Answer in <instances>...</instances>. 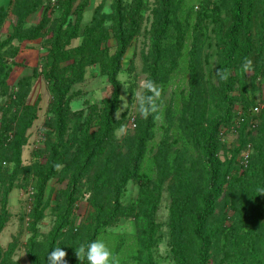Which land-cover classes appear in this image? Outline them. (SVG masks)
Listing matches in <instances>:
<instances>
[{"label": "trees", "instance_id": "16d2710c", "mask_svg": "<svg viewBox=\"0 0 264 264\" xmlns=\"http://www.w3.org/2000/svg\"><path fill=\"white\" fill-rule=\"evenodd\" d=\"M78 1L59 0L64 15L72 14L75 19L56 32L52 55L43 67L42 73L53 99V120L48 125L51 131H57V144L52 146L53 153L46 162H41L38 155L35 164L28 168V173L36 176L40 191L59 174L61 180L69 179L61 193L72 203L70 200L82 193L84 183H91L100 197L96 206L98 228L113 226L120 218L133 219L138 238L145 240L149 247H155L160 241L157 212L163 186L170 182V246L175 264H208L211 258L221 254V261L226 264H264V109L259 115L260 125L252 139L253 153L247 164L233 168L236 172L229 173L227 181L228 175L223 168L228 166L217 158L220 127L231 126L237 117L242 120L239 123L240 147L235 157L250 144V134L245 129L251 117L249 108L255 107L252 98L255 85L251 86L247 68L253 65L254 79L260 78L264 83V0H225L224 12L214 0H202L191 29L188 20L182 23L179 19L187 0H155L149 31L150 45L148 52L142 54L147 85L151 83L158 91V86L165 84L179 68L189 30L191 44L187 66L188 95L181 94L179 115L171 104L166 109V125L152 158L157 168L153 173L143 172L141 167L146 159L148 143L155 138L159 116L156 96L153 99L155 111L147 116L142 112L138 115L137 131L128 139L126 152L116 147V132L122 125V119L114 118L121 102L122 85L118 80L121 63L142 32L145 0H131L130 3L113 0L111 32L117 48L112 55L106 46L112 38L111 32L98 18L104 0L91 22L84 27L83 16L90 0H82L73 10ZM43 2L15 0L13 14L17 18V26L23 27ZM209 10L217 62L213 75L207 78L200 56L206 39L201 27ZM3 22L4 8L1 6L0 29ZM46 25L45 15L44 20L24 39L38 38ZM172 31L175 32V42L169 48ZM79 37L82 38L81 44L71 48L72 41ZM5 44L7 42L0 46V51ZM17 53L14 49L12 56ZM4 57L0 52V72H4L6 67ZM95 64L100 66L101 74L107 77L113 88L111 97L103 101L100 109L92 107L86 114L84 111L72 113L74 97L70 94L71 88L81 81L84 69ZM32 78H22L18 89L9 96L7 106L0 109V234L10 220L5 206L22 165L21 148L37 119L35 106L27 104ZM147 85L139 107L142 103L146 107V97L153 95ZM211 102L218 108L216 117L208 112ZM236 107H241L243 114L239 116ZM175 127L181 131V148L171 140V131ZM7 163L14 164L10 174L5 166ZM26 176L29 179L30 176ZM129 181L138 184V197L135 202L122 205L120 199ZM225 183L228 187L222 211L214 217ZM228 211H232V218H228ZM68 216L69 209L61 218L62 224H58L50 236L45 256L28 252L32 264H49L48 254L56 247L66 251L67 264H87L86 260L78 261L74 249L82 242L96 240L98 234L95 231L79 233L78 244L68 248L65 244L67 234L63 232L69 223ZM13 251L11 244L6 250L0 247V264H18L12 261ZM139 260L131 257L128 262L133 264Z\"/></svg>", "mask_w": 264, "mask_h": 264}, {"label": "rangeland", "instance_id": "374dc122", "mask_svg": "<svg viewBox=\"0 0 264 264\" xmlns=\"http://www.w3.org/2000/svg\"><path fill=\"white\" fill-rule=\"evenodd\" d=\"M82 0H79L73 7ZM103 0H90L83 16V27L89 24L97 7ZM131 2V0H125ZM202 0H187L179 13V19L183 23L188 20L190 29L196 21V15L200 10ZM221 6L222 12L225 10V0H214ZM15 0H1V6L4 8V22L0 29V46L7 42L0 51L5 55L6 64L4 72H0V109L7 106L9 96L18 89L19 81L24 77H32V83L27 95V104L35 106L37 119L31 129L27 132L26 142L21 148L22 165L18 176L14 178V188L7 197L5 210L10 215V220L6 228L0 234V247L6 250L11 244L14 247L12 261L18 264H32L28 257V252L45 256L46 245L50 236L62 224L61 218H64L69 209L67 227L63 232L67 234L66 245L68 248L78 244V234H84L87 231H95L98 234L97 239H102L113 255L117 257L118 264H130L128 259L131 257L140 258L133 264H175L171 254L170 246V182L163 186L160 206L157 212V223L159 225V243L155 247H149L145 240L138 238L137 225L133 219L120 218L113 226L98 228L99 213L96 206L100 203V197L92 188L91 183H84L82 193L75 195L69 203L66 196L61 192L67 187L69 179L61 180L58 174L50 179L43 191L38 186V180L35 175L28 170L33 166L40 156L41 162H46L53 153L52 146L57 144V131H51L48 123L53 120L52 114V95L48 88V83L43 76V67H46L52 55V42L54 35L59 29H64L68 23L75 19L74 15H64L59 0L43 2L39 11L29 18L23 27L17 26V18L13 14ZM146 9L143 13L144 23L141 34L133 41L121 63V72L118 80L121 82L120 105L115 113V119H122V125L116 132V147L123 152L127 151L129 138L134 136L137 131V119L141 112L139 104L142 100L146 85L147 75L143 72L142 54L147 53L150 45L149 31L153 22L152 11L155 8V0H145ZM46 15L47 25L42 34L36 39H24L33 32V28L44 20ZM211 11H206L202 22L201 30L205 33L206 39L201 51V67L206 73L207 78L213 75L216 66V42L212 32L213 24L210 19ZM98 18L102 20L105 26L110 30L112 28L113 18V0H104V4L99 12ZM107 45L112 55L117 48V42L112 35ZM82 38L79 37L72 41L70 47L75 48L81 44ZM175 42V32H171L169 48H172ZM191 44V30L186 38L183 58L180 60L179 68L168 78L167 82L158 86L159 95L155 97L158 101L159 116L156 122L155 138L148 143L146 159L142 162L141 171L153 173L157 168L152 160L157 151L161 140L164 126L166 125V109L171 104L173 110L181 112V94L188 95V59ZM14 49H17L16 56H12ZM133 62V65H132ZM67 64V63H66ZM168 63L166 62V65ZM132 65V67H130ZM254 66L247 68L251 86L255 85L252 98L255 101V107H250V121L245 132L250 134L249 142L244 150L235 153L240 134L241 118L237 117L234 123L229 127H220V137L218 142L217 158L228 168H223L227 174L226 180L230 179V174L236 172L233 168L247 164L248 159L253 153L251 144L253 137L257 135V128L260 125L259 115L264 109V83L261 79H254ZM205 70V71H204ZM7 75V76H6ZM216 86L217 82L212 79ZM113 88L108 82L106 76L100 72L98 64L87 66L80 82L73 84L70 94H73L74 100L71 103V112L84 111L85 114L92 107L103 106V101L111 97ZM258 108V111H256ZM240 116L243 114L241 107H236ZM209 114L216 117L218 108L211 102ZM181 131L175 127L171 131V140L178 143L181 148ZM7 173L10 174L14 168L13 163H7ZM150 169V170H148ZM233 169V170H232ZM60 170V168H59ZM32 171V170H31ZM239 173L241 172L238 171ZM28 174L30 177L26 176ZM199 178L201 179V175ZM86 179H84L85 182ZM228 184L223 187V195L220 199L216 214L222 211L224 198L227 193ZM139 186L134 181H129L120 199L122 205L135 202L139 193ZM1 191V188H0ZM39 194H42L39 198ZM2 197V196H1ZM232 211H228V218H232ZM231 224V220H228ZM221 256L211 258L208 264H226L221 261Z\"/></svg>", "mask_w": 264, "mask_h": 264}, {"label": "clouds", "instance_id": "9594fccd", "mask_svg": "<svg viewBox=\"0 0 264 264\" xmlns=\"http://www.w3.org/2000/svg\"><path fill=\"white\" fill-rule=\"evenodd\" d=\"M149 91L153 92V95L147 96L145 99L146 107L142 103L141 112L145 116L149 112L155 111L153 104L154 96H158L159 92L156 91L151 83L147 85ZM75 255L78 261L86 260L87 264H118V259L113 255L106 243L102 239H96L93 241L82 242L78 248H75ZM67 253L61 247L53 248L48 254L49 264H67L65 257Z\"/></svg>", "mask_w": 264, "mask_h": 264}, {"label": "built area", "instance_id": "2783aa9c", "mask_svg": "<svg viewBox=\"0 0 264 264\" xmlns=\"http://www.w3.org/2000/svg\"><path fill=\"white\" fill-rule=\"evenodd\" d=\"M53 2L55 1V0H52ZM256 111H258V108H256Z\"/></svg>", "mask_w": 264, "mask_h": 264}]
</instances>
